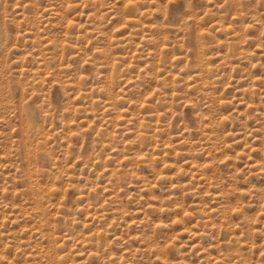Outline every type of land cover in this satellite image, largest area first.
<instances>
[{"label":"rangeland","instance_id":"rangeland-1","mask_svg":"<svg viewBox=\"0 0 264 264\" xmlns=\"http://www.w3.org/2000/svg\"><path fill=\"white\" fill-rule=\"evenodd\" d=\"M0 264H264V0H0Z\"/></svg>","mask_w":264,"mask_h":264}]
</instances>
